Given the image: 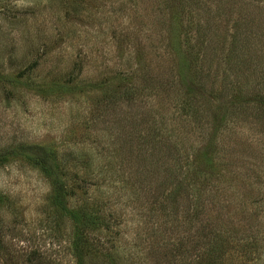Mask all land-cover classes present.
Listing matches in <instances>:
<instances>
[{
    "label": "rangeland",
    "instance_id": "rangeland-1",
    "mask_svg": "<svg viewBox=\"0 0 264 264\" xmlns=\"http://www.w3.org/2000/svg\"><path fill=\"white\" fill-rule=\"evenodd\" d=\"M0 156V264H264V0H0Z\"/></svg>",
    "mask_w": 264,
    "mask_h": 264
},
{
    "label": "trees",
    "instance_id": "trees-1",
    "mask_svg": "<svg viewBox=\"0 0 264 264\" xmlns=\"http://www.w3.org/2000/svg\"><path fill=\"white\" fill-rule=\"evenodd\" d=\"M190 107L191 105H189L188 109ZM189 111L191 113L188 112V116H193V107L192 109H189ZM1 160H3V157L0 156V161ZM58 185L59 184L56 181L54 184L56 190L59 189ZM0 202H2L1 198ZM71 217L76 223V228H78L72 239V248L74 253L78 256L79 262H82L84 256L82 252L86 249L85 246H89L90 243V246L92 247L95 242L89 241V235L87 232H83V226L77 222V218L73 216ZM208 234L210 235L208 241H206L205 234L203 239H193L190 235H187L186 239L183 236L182 238L180 237V243L176 245V248L170 249L172 252L167 264H175L176 261L177 264H231L229 259L230 255H228V252H225L222 247L224 243L223 240L217 239L218 234L216 232H209ZM199 243L202 244V249L200 248L199 250H196L198 249V245H200ZM204 246L207 247L204 249ZM26 261L30 264H43V262H41V258L37 257L35 252H32L31 255L27 257Z\"/></svg>",
    "mask_w": 264,
    "mask_h": 264
}]
</instances>
